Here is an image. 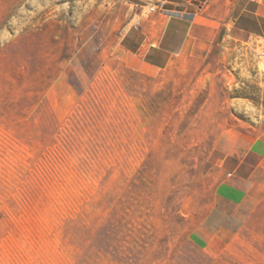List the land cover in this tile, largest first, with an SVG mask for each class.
<instances>
[{
    "label": "rangeland",
    "instance_id": "374dc122",
    "mask_svg": "<svg viewBox=\"0 0 264 264\" xmlns=\"http://www.w3.org/2000/svg\"><path fill=\"white\" fill-rule=\"evenodd\" d=\"M153 12L0 0V264H264V160L245 203L215 197L216 148L264 140V111L221 100L230 64L127 67L121 37Z\"/></svg>",
    "mask_w": 264,
    "mask_h": 264
},
{
    "label": "crops",
    "instance_id": "0c3cea01",
    "mask_svg": "<svg viewBox=\"0 0 264 264\" xmlns=\"http://www.w3.org/2000/svg\"><path fill=\"white\" fill-rule=\"evenodd\" d=\"M137 5L157 2L158 8L121 37L120 49L127 67L148 75L158 74L182 57L205 64L207 75L235 77L233 96L222 101L260 102L264 111V0H133ZM255 56L256 71L247 66L246 53ZM247 79L258 87L257 99L247 96ZM250 85V84H249ZM223 96V94H222ZM216 164L223 178L215 197L231 205L249 198L251 178L264 160V140L219 146Z\"/></svg>",
    "mask_w": 264,
    "mask_h": 264
},
{
    "label": "built area",
    "instance_id": "2783aa9c",
    "mask_svg": "<svg viewBox=\"0 0 264 264\" xmlns=\"http://www.w3.org/2000/svg\"><path fill=\"white\" fill-rule=\"evenodd\" d=\"M158 8L157 2L153 1L150 5H149V9L151 12L155 11Z\"/></svg>",
    "mask_w": 264,
    "mask_h": 264
}]
</instances>
